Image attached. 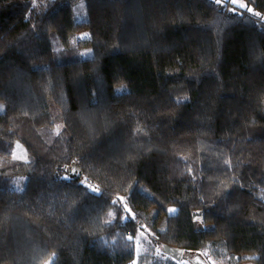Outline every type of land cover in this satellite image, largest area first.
Instances as JSON below:
<instances>
[{
    "label": "trees",
    "instance_id": "1",
    "mask_svg": "<svg viewBox=\"0 0 264 264\" xmlns=\"http://www.w3.org/2000/svg\"><path fill=\"white\" fill-rule=\"evenodd\" d=\"M244 1L0 0V188L21 193L0 264H182L162 243L264 264V0Z\"/></svg>",
    "mask_w": 264,
    "mask_h": 264
},
{
    "label": "rangeland",
    "instance_id": "2",
    "mask_svg": "<svg viewBox=\"0 0 264 264\" xmlns=\"http://www.w3.org/2000/svg\"><path fill=\"white\" fill-rule=\"evenodd\" d=\"M221 1H225V2H229L231 5V9H243V10H249L250 12H254V10L248 6V4L246 3V1L244 0H221ZM83 8H84V3L83 1H80L77 5V11L78 12H83ZM89 35L88 32H84L79 34L80 37ZM214 84H209V86H213ZM1 106V104H0ZM2 110V107H0V111ZM14 157L18 158V159H27L28 155H27V151L26 148L24 147V145L20 142V141H16L15 143V149H14ZM25 178V177H23ZM20 191L19 190H7V189H1L0 188V196L4 197V198H12V199H18V197L20 196ZM176 207H172L171 210H175ZM140 246V243H138V248ZM139 250V249H138ZM191 264L187 259H182V264ZM47 264H50L49 262ZM212 264H219L217 261L215 263ZM220 264H227L224 263L223 261ZM243 264H251V262H245Z\"/></svg>",
    "mask_w": 264,
    "mask_h": 264
},
{
    "label": "water",
    "instance_id": "3",
    "mask_svg": "<svg viewBox=\"0 0 264 264\" xmlns=\"http://www.w3.org/2000/svg\"><path fill=\"white\" fill-rule=\"evenodd\" d=\"M161 249L167 255L176 260L187 259L191 264H210L208 260L203 257L199 252L187 253L183 248H179L167 243L161 244Z\"/></svg>",
    "mask_w": 264,
    "mask_h": 264
}]
</instances>
